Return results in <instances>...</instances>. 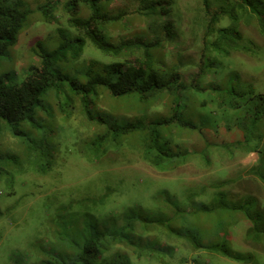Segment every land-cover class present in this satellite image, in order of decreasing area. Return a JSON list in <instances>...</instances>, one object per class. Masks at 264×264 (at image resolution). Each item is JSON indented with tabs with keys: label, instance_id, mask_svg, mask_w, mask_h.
Returning <instances> with one entry per match:
<instances>
[{
	"label": "trees",
	"instance_id": "obj_1",
	"mask_svg": "<svg viewBox=\"0 0 264 264\" xmlns=\"http://www.w3.org/2000/svg\"><path fill=\"white\" fill-rule=\"evenodd\" d=\"M113 1L66 0L64 12L78 34L74 41L79 53L73 52V44L60 29L59 44H37L34 51L41 65L31 67L22 83L11 85L0 75V134L4 131L18 137L24 122L35 128L34 114L44 97L50 90L60 91L69 80L72 91L85 101L106 95L116 100L107 106L129 113L139 108L138 122L107 129L98 135L96 141L101 144L110 136L140 131L142 157L162 166L187 154L175 140L186 130L202 134L209 153L214 144L211 131L206 134V130L235 138L238 131L240 140L221 141L215 148L231 158L238 153L257 155L256 163L245 172L264 189V93L228 86L229 72L223 61L238 51L235 37L241 39L245 27H255L264 37V0H199L201 7L189 21L181 0H139L136 11L146 29L134 34L127 28L129 13L111 14ZM59 2L49 0L40 6L45 22L59 21ZM85 10L87 17L82 15ZM29 15L24 0H0V56L18 43ZM121 23L122 32L117 30ZM87 42L113 60L96 54L80 64L77 58ZM195 48L197 56L188 55ZM59 64L69 66L70 75L65 77ZM198 109L208 113L207 117L200 115L197 123L193 116ZM151 112L158 118L151 116L146 121ZM96 121L107 122L102 116ZM242 179H222L193 199L197 206L190 204L191 210H186L175 204L167 218L130 210L123 224L109 233V243H101L92 255L88 249L58 260L39 255L30 264H167V256L189 251L188 245L196 252L238 263L264 264V258L235 247L228 238L238 224L247 222L246 239L264 245V197L236 192L234 187ZM202 218L209 221L205 228L199 227Z\"/></svg>",
	"mask_w": 264,
	"mask_h": 264
},
{
	"label": "rangeland",
	"instance_id": "obj_2",
	"mask_svg": "<svg viewBox=\"0 0 264 264\" xmlns=\"http://www.w3.org/2000/svg\"><path fill=\"white\" fill-rule=\"evenodd\" d=\"M48 1L24 0V9L30 12L28 20L20 31L18 43L0 56V75L11 85L22 83L31 67H40V57L34 49L38 43L59 44L60 29L73 44V52L79 53L74 41L78 34L64 12L66 0H60L57 6L60 18L52 24L45 22L39 10ZM199 2L181 0L187 21L197 14ZM138 5L139 0H115L110 6L111 14L118 11L130 14L127 28L132 34L146 29L136 11ZM82 15L87 17L88 12L85 10ZM122 25L117 26L118 31L122 32ZM245 29L241 39L235 37L239 52L232 51L231 57L223 59L229 72L225 83L237 90L264 93V37L253 26ZM197 52L198 49H191L188 55L196 57ZM96 54L113 60V56L105 55L87 42L77 61L81 64ZM59 65L66 77L69 66ZM108 101L116 100L103 95L85 101L72 91L66 80L60 91L50 90L44 97L42 107L34 114L35 128L24 122L18 137L4 131L0 134V264H30L39 255L58 260L77 256L85 249L92 255L101 243H109V233L123 224L130 210L166 218L175 204L191 210L198 205L193 199L200 198V194L222 179L243 177L234 187L236 192H253L264 197V189L245 172L256 163L257 155L238 153L231 158L215 148V143L221 141L240 140V132H235L238 134L235 138L217 136L214 129L206 130V134L211 131L210 140L214 144L209 153L205 137L186 130L175 140L187 154L166 165L155 166L142 157L140 131L122 137L110 136L103 144L96 141L107 129L136 123V117H140L139 108L129 113L107 106ZM207 113L198 109L194 121L198 123L200 115L207 117ZM101 116L106 123L96 121ZM151 116L153 120L158 118L156 112H151L146 121ZM207 225L209 221L202 218L199 227ZM248 227L247 222L238 224L228 238L235 247L264 258V245H254L246 239ZM187 248V252L167 256V264H243L196 252L191 245Z\"/></svg>",
	"mask_w": 264,
	"mask_h": 264
}]
</instances>
